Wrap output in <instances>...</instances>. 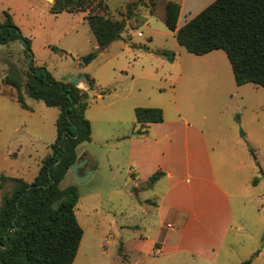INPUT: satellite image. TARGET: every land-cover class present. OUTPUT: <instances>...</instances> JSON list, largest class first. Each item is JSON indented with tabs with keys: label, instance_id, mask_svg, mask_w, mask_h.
I'll list each match as a JSON object with an SVG mask.
<instances>
[{
	"label": "rangeland",
	"instance_id": "rangeland-1",
	"mask_svg": "<svg viewBox=\"0 0 264 264\" xmlns=\"http://www.w3.org/2000/svg\"><path fill=\"white\" fill-rule=\"evenodd\" d=\"M54 1L0 0V22L8 11L22 37L30 40V64L45 67L59 81L70 82L79 74L93 81L85 111L91 140L77 151L89 157L85 168L94 166L97 172L79 182L69 171L60 183L62 189L75 186L79 197L75 215L83 236L73 264H264V90L253 84L236 86L224 52L201 60L180 47L164 25L170 0H106L105 11L52 14ZM128 10L132 14L124 32L99 47L84 19L87 13L120 19ZM197 14L186 13L179 23ZM24 50L21 40L0 45V175L31 183L55 141L58 109L28 97L24 88L28 111L8 98L16 93L5 77L25 79ZM162 51L174 59L157 54ZM82 84L88 88L82 81L78 89L87 91ZM137 107L161 109L164 123L181 117L215 132L205 131L212 154L223 157V166L214 169L216 180L242 197H233V228L212 262L155 254L156 248L151 253L153 238L159 228L165 229L154 227L151 204L163 187L134 190L124 167L129 142L152 137L150 124H135ZM244 155L256 165V185L249 184L246 170L238 169ZM10 191L9 182L0 186V204Z\"/></svg>",
	"mask_w": 264,
	"mask_h": 264
},
{
	"label": "trees",
	"instance_id": "trees-1",
	"mask_svg": "<svg viewBox=\"0 0 264 264\" xmlns=\"http://www.w3.org/2000/svg\"><path fill=\"white\" fill-rule=\"evenodd\" d=\"M106 0H55L50 13H84L107 10ZM130 10L121 19L103 14L87 13L84 17L99 47L120 37L126 27ZM179 5L168 1L164 7V25L175 33L177 44L194 56L213 51L224 52L236 86L253 84L264 90V0H214L195 17L177 28ZM23 39L27 58L30 40L23 38L8 11L0 22V45ZM54 51L57 48H53ZM168 61L174 54L158 52ZM25 79L5 77V83L15 90L9 96L23 109H28L21 93L59 110L55 121L56 139L50 153L41 162L31 183L0 175V186L11 185L9 194L0 204V264H73L83 231L75 211L78 191L75 186L60 188V183L78 159V145L91 140V125L85 118L88 92L93 81L87 76L88 90L71 82L56 80L45 67L30 64ZM135 124L147 125L163 121L158 108L134 109ZM163 173L153 174L150 187ZM257 180L252 183L255 185ZM241 264H250L244 261Z\"/></svg>",
	"mask_w": 264,
	"mask_h": 264
},
{
	"label": "crops",
	"instance_id": "crops-1",
	"mask_svg": "<svg viewBox=\"0 0 264 264\" xmlns=\"http://www.w3.org/2000/svg\"><path fill=\"white\" fill-rule=\"evenodd\" d=\"M170 1L179 5L177 28H180L187 21L180 24L179 18L186 13L201 12L214 0ZM127 21L129 20H126V24ZM218 52L219 50L198 57L208 60L218 55ZM83 81L86 83L84 79ZM25 95L23 94V97ZM24 110L28 111L29 107ZM179 119V122L150 124V139L143 142L133 139L129 142V153L124 164L126 178L134 186V190H155L156 186L163 187L157 200H152L151 204L156 211L154 227L165 226V229L159 228L156 238H153L151 253L156 248L159 249L160 255L165 252L178 257L191 255L192 258L204 257L212 262L229 230L233 228V197L240 199L242 196L239 192L228 193L216 180L214 169L223 166V157L219 152L212 154L215 150L206 137V132L210 133L211 129V134L214 135V130L211 127L204 129L202 125L190 124L181 117ZM248 135L246 132L243 136ZM153 137L155 138L152 139ZM238 138L235 144L240 145ZM141 143H144L142 149ZM77 149L78 158L86 159L85 154ZM249 158L244 155L238 169L246 170L250 184L256 178V165ZM87 159L89 161V157ZM84 171H91V177L96 174L97 169L94 166L84 168L81 174ZM157 172L163 173V176L149 187L150 177ZM256 183L258 184V181ZM145 206L147 207L146 204L140 205L143 209ZM235 229L240 230L241 227L237 226Z\"/></svg>",
	"mask_w": 264,
	"mask_h": 264
},
{
	"label": "water",
	"instance_id": "water-1",
	"mask_svg": "<svg viewBox=\"0 0 264 264\" xmlns=\"http://www.w3.org/2000/svg\"><path fill=\"white\" fill-rule=\"evenodd\" d=\"M21 43H22L23 49H26V44L23 39H21ZM89 58L90 57L83 59L82 63L84 64L87 63ZM31 61H32V56L31 54H29L27 58V63H26L27 69L30 67ZM82 81H83V77L78 75V76L72 77L70 82L78 88L80 83H82ZM82 86L84 88H87L84 84H82ZM86 163H87L86 159L79 157L69 169V171L75 176V178L79 182H85L91 175V171H85L83 174H81V170L85 168Z\"/></svg>",
	"mask_w": 264,
	"mask_h": 264
},
{
	"label": "built area",
	"instance_id": "built-area-1",
	"mask_svg": "<svg viewBox=\"0 0 264 264\" xmlns=\"http://www.w3.org/2000/svg\"><path fill=\"white\" fill-rule=\"evenodd\" d=\"M160 252H159V249H156L155 250V254H159Z\"/></svg>",
	"mask_w": 264,
	"mask_h": 264
}]
</instances>
